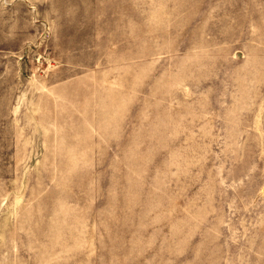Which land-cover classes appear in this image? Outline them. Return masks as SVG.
I'll list each match as a JSON object with an SVG mask.
<instances>
[{
  "label": "rangeland",
  "instance_id": "rangeland-1",
  "mask_svg": "<svg viewBox=\"0 0 264 264\" xmlns=\"http://www.w3.org/2000/svg\"><path fill=\"white\" fill-rule=\"evenodd\" d=\"M0 264H264V0H0Z\"/></svg>",
  "mask_w": 264,
  "mask_h": 264
}]
</instances>
